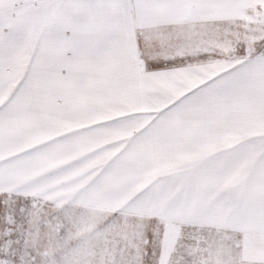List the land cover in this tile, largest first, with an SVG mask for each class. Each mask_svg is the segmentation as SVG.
Wrapping results in <instances>:
<instances>
[{
	"label": "snow or ice",
	"instance_id": "1",
	"mask_svg": "<svg viewBox=\"0 0 264 264\" xmlns=\"http://www.w3.org/2000/svg\"><path fill=\"white\" fill-rule=\"evenodd\" d=\"M0 264H264V0H0Z\"/></svg>",
	"mask_w": 264,
	"mask_h": 264
}]
</instances>
